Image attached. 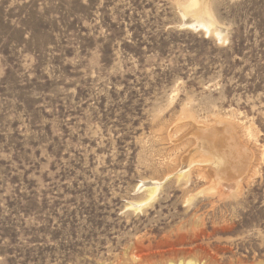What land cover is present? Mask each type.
<instances>
[{"label":"rangeland","instance_id":"obj_1","mask_svg":"<svg viewBox=\"0 0 264 264\" xmlns=\"http://www.w3.org/2000/svg\"><path fill=\"white\" fill-rule=\"evenodd\" d=\"M189 1L0 0V264H264V0ZM190 119L241 140L236 194L177 177Z\"/></svg>","mask_w":264,"mask_h":264},{"label":"bare ground","instance_id":"obj_2","mask_svg":"<svg viewBox=\"0 0 264 264\" xmlns=\"http://www.w3.org/2000/svg\"><path fill=\"white\" fill-rule=\"evenodd\" d=\"M192 3L197 5L198 8L197 11L202 12L205 16V18H199V17L195 18L193 20L195 22V25H202L203 27L208 29L209 26L212 25V20L206 8V0H190L186 5H184V10H182L183 14L190 15V13H192L193 16H196L195 14L196 12L190 11ZM189 121H191V128H194L192 130L193 132H189V135L186 134L184 136L186 138H188L187 136L190 137L192 136L193 144H192V148L186 153V155L183 156V158L179 162V165L181 166L179 167L178 170H176L177 177L185 179L192 172H196L198 175H200L199 176L200 178L203 177V179H205V177L206 178L209 177L207 180L208 184L205 188L210 192H212V195L213 192H215V196L216 194H218V196H223V195L226 196L232 194L234 195V193L236 194L241 189L244 183V179H243L244 177L242 178L241 175H243L244 174L243 172H245V170L248 169L249 160H247V158L249 156L248 154L244 156L240 155L241 157H239V159H237L236 157L234 159L232 152H229L224 147L228 145L234 149H239V148L242 149V147L244 148V146H242V144L240 143L241 140L237 141V139L234 138L233 135L231 134V131L230 133L227 132V128H224L223 129L224 131L222 133H216L215 130L213 129L204 130L205 126H202L203 124L200 125L199 123L194 122L193 119H190ZM235 125L238 128L239 124H235ZM221 138L224 140L221 141ZM203 154L207 155V157L209 158L204 157ZM203 171L205 172L207 171L208 173L206 172L207 173L206 174ZM247 175H249V173ZM144 186L146 190V196H145V201L142 203V205L148 203L149 201L155 198L157 191L161 186V183L146 182V183H141L139 187H144ZM132 256H133L132 257L133 262L131 264H221L219 263V261H217V258L214 257L213 254H210V252L209 253L206 252V250H201L199 252L194 250H188L184 252L180 251L179 253H174L169 255L162 254L158 258L151 257L153 256V253L148 254L146 256L141 253H136ZM229 264H234V263L229 262ZM236 264H255V263L247 262V261H238L236 262Z\"/></svg>","mask_w":264,"mask_h":264}]
</instances>
